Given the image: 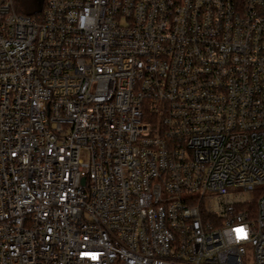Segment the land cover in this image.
I'll use <instances>...</instances> for the list:
<instances>
[{"label": "built area", "instance_id": "2783aa9c", "mask_svg": "<svg viewBox=\"0 0 264 264\" xmlns=\"http://www.w3.org/2000/svg\"><path fill=\"white\" fill-rule=\"evenodd\" d=\"M0 264H264V0H0Z\"/></svg>", "mask_w": 264, "mask_h": 264}, {"label": "trees", "instance_id": "16d2710c", "mask_svg": "<svg viewBox=\"0 0 264 264\" xmlns=\"http://www.w3.org/2000/svg\"><path fill=\"white\" fill-rule=\"evenodd\" d=\"M22 3H25L24 5ZM15 10L20 14H28V16H39L37 11L36 0H14Z\"/></svg>", "mask_w": 264, "mask_h": 264}, {"label": "water", "instance_id": "95a60500", "mask_svg": "<svg viewBox=\"0 0 264 264\" xmlns=\"http://www.w3.org/2000/svg\"><path fill=\"white\" fill-rule=\"evenodd\" d=\"M36 2H37V11L41 12L43 9L44 0H36Z\"/></svg>", "mask_w": 264, "mask_h": 264}, {"label": "snow or ice", "instance_id": "6c2138e0", "mask_svg": "<svg viewBox=\"0 0 264 264\" xmlns=\"http://www.w3.org/2000/svg\"><path fill=\"white\" fill-rule=\"evenodd\" d=\"M236 232L238 234V238H246V233H244L243 229H236Z\"/></svg>", "mask_w": 264, "mask_h": 264}, {"label": "rangeland", "instance_id": "374dc122", "mask_svg": "<svg viewBox=\"0 0 264 264\" xmlns=\"http://www.w3.org/2000/svg\"><path fill=\"white\" fill-rule=\"evenodd\" d=\"M23 5L25 4V3H22ZM23 15H27L28 16V14H25V13H23Z\"/></svg>", "mask_w": 264, "mask_h": 264}]
</instances>
